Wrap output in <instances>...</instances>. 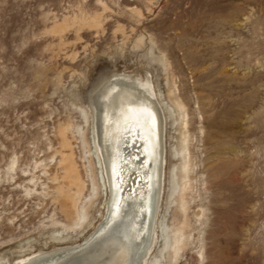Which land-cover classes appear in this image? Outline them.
I'll list each match as a JSON object with an SVG mask.
<instances>
[{"label":"rangeland","instance_id":"rangeland-1","mask_svg":"<svg viewBox=\"0 0 264 264\" xmlns=\"http://www.w3.org/2000/svg\"><path fill=\"white\" fill-rule=\"evenodd\" d=\"M81 15L98 16L99 26L75 22ZM139 72L166 120L164 190L146 263L165 262L167 228L181 219L172 171L188 132L191 226L178 264H200V252L203 264H264V0H0V264L83 243L100 224L107 195L90 96L106 74ZM173 94L188 103L187 126ZM68 125L64 147L59 128ZM68 152L85 183L76 228L65 226L52 194Z\"/></svg>","mask_w":264,"mask_h":264},{"label":"bare ground","instance_id":"bare-ground-1","mask_svg":"<svg viewBox=\"0 0 264 264\" xmlns=\"http://www.w3.org/2000/svg\"><path fill=\"white\" fill-rule=\"evenodd\" d=\"M75 22L97 27L100 18L89 19L81 15L75 18ZM64 24L56 26L54 31L60 30ZM140 43L138 40L137 45ZM160 62L168 72V58L163 57ZM139 73L107 76V72V78L97 82L90 96L93 141L107 195L100 224L84 238L83 243L32 254L20 264H147L157 238L164 190L166 120L161 98L156 94L151 78L146 73ZM171 99L182 117L181 122L187 126L188 103L175 94ZM140 109L145 110L143 114H139ZM83 114L87 117L86 111L83 110ZM70 129V125L59 128L64 147L69 146L66 133ZM180 140L178 154L182 156V163L172 171V179L176 184L175 202L182 214L179 225L171 231L167 228L166 260L157 264H178L189 245L187 233L191 222L185 197L191 169L188 132ZM72 155H62L63 175L55 178L52 193L54 201L60 204L62 213L70 220L65 225L67 228L80 227L84 219L81 202L85 183ZM199 254L200 264H203V252Z\"/></svg>","mask_w":264,"mask_h":264},{"label":"snow or ice","instance_id":"snow-or-ice-1","mask_svg":"<svg viewBox=\"0 0 264 264\" xmlns=\"http://www.w3.org/2000/svg\"><path fill=\"white\" fill-rule=\"evenodd\" d=\"M144 111H145L144 109H140V110H139V114H143Z\"/></svg>","mask_w":264,"mask_h":264}]
</instances>
